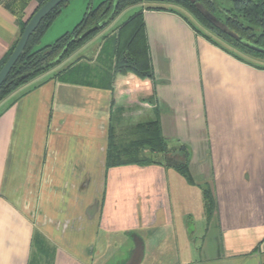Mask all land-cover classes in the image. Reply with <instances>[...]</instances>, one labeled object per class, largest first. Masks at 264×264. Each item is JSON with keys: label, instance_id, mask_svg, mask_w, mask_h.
<instances>
[{"label": "crops", "instance_id": "crops-1", "mask_svg": "<svg viewBox=\"0 0 264 264\" xmlns=\"http://www.w3.org/2000/svg\"><path fill=\"white\" fill-rule=\"evenodd\" d=\"M69 4L43 39L79 22ZM37 6L0 0V63ZM155 6L152 102L131 73L113 89L104 47L133 13L0 100V264H264V64ZM156 118L167 151L127 162Z\"/></svg>", "mask_w": 264, "mask_h": 264}, {"label": "trees", "instance_id": "trees-1", "mask_svg": "<svg viewBox=\"0 0 264 264\" xmlns=\"http://www.w3.org/2000/svg\"><path fill=\"white\" fill-rule=\"evenodd\" d=\"M37 1L38 8L46 0ZM140 1L142 2V0H116L115 9L108 20L105 19L108 17L111 9L113 8L114 0H102L96 5L89 4L87 5L79 22L70 31L61 34L49 44L39 46L45 31L60 14L61 8L66 6L69 2V0L62 1L42 19L35 31L29 37L23 54L18 58L17 62L0 86V100L29 80L58 64L70 53L82 46L86 41L90 40L122 9H124L126 5L139 3ZM143 1H154L157 2V4L162 5L155 6L154 8H163V5L179 6L188 11L192 15L193 19L208 32L205 33L207 37H217L221 42L231 47L232 52H239L238 54L240 55L251 56L254 59H264V53L256 51L241 42V40H246L252 44L264 47V0H231L233 5L229 8L223 7L219 2L220 0ZM195 2L201 3L206 10L212 13L225 26L235 32L240 39H235L233 36L224 32L211 20L205 17L196 7ZM26 23L27 20L20 23V32L23 31ZM116 36L117 44H115L113 49L115 55L113 67V86H115H112L113 89L116 85H118V83H120L124 76L131 73L136 76L139 82L142 81L149 84L150 92L146 99L152 102L155 97V87L153 68L149 58L147 40L145 36L143 9H138L125 22H123L117 28ZM15 44L5 59L0 63V67L12 52ZM72 76H70L71 79ZM139 127L142 129V135L135 141L134 152L141 150V146L144 148L150 147V150L155 149L158 153L162 154L167 151V145L163 141L159 132L157 118L149 120ZM151 133H154V136L152 137H155L152 138L153 142H151ZM151 144H153V146ZM135 147H137L136 151ZM112 149L113 147L108 152L107 164L116 165L126 163L124 160L117 159L113 153L114 150L112 151ZM151 161V157H144L142 159L135 158L127 162L144 164ZM176 168L179 173L184 175L188 180H191L188 167L185 163H179Z\"/></svg>", "mask_w": 264, "mask_h": 264}, {"label": "rangeland", "instance_id": "rangeland-1", "mask_svg": "<svg viewBox=\"0 0 264 264\" xmlns=\"http://www.w3.org/2000/svg\"><path fill=\"white\" fill-rule=\"evenodd\" d=\"M100 1L102 0H70V4L68 6V9L66 10V13L65 16H63L61 18V22H65V19L66 18H71L75 15H79L80 14V11H83L82 10V7L85 8L87 5L91 4V5H96L97 3H99ZM217 1V0H216ZM220 4L223 6V7H231L233 5V2L231 0H220L219 1ZM153 4H157V2H154V1H143L142 2L140 1L139 3H134V4H128L124 7V9L117 15L114 17V19H112L105 27H103L98 33L97 35L92 39V40H95L99 37V35L101 33H106V32H109V31H112V29L114 30V27L120 23H122L124 20L127 19L128 16H130L132 13H134L136 10L138 9H143V7H147V6H151ZM179 10H180V14L197 30L201 31V32H205V33H208L206 30H204V28L199 25L192 17V15L184 10L183 8L179 7V6H176ZM83 13V12H81ZM241 17V16H240ZM66 20L67 21H69ZM74 26V24L72 25ZM70 26V28L72 27ZM258 32V31H256ZM260 32V31H259ZM115 35L112 34V32L109 33V35H111L108 39V42H113L116 40V34H117V31L114 32ZM108 35V36H109ZM50 37V38H49ZM56 34L54 33H51L50 35H48V37L46 39H41L40 43H39V46H43V45H46V41H48V43H51L53 42L55 39H56ZM216 38L217 40H219L217 37H214ZM105 48L109 49V50H113L115 44H104ZM224 46H227L228 48L231 49V47H229L227 44H223ZM80 47H78L76 50L73 51V53H71V55L69 57H66L64 59H62L58 64H64L66 62H70L74 59H76L78 56H80V54L82 53L80 50H79ZM111 50V51H112ZM233 50V49H232ZM236 50V49H235ZM239 53V52H238ZM243 58L247 59V60H254L255 62H258V63H263L264 64V59H259V58H252L251 56H247V55H241ZM58 64L54 65L53 67H51L49 70H52L53 68L59 66ZM48 70V71H49ZM154 136V133H151L150 137L151 139L152 138H155V137H152ZM153 142V139L152 141ZM153 146V144H151ZM150 145V146H151ZM156 147V146H155ZM137 147H135V151H136ZM137 151H140V150H137ZM143 152H147V156L148 157H151V158H154L155 156H157V151L154 149V150H150V147H145Z\"/></svg>", "mask_w": 264, "mask_h": 264}, {"label": "water", "instance_id": "water-1", "mask_svg": "<svg viewBox=\"0 0 264 264\" xmlns=\"http://www.w3.org/2000/svg\"><path fill=\"white\" fill-rule=\"evenodd\" d=\"M62 1L64 0H46L43 4H41L29 17L27 20V23L19 35V38L16 41V44L6 59V61L3 63V65L0 67V86L4 82L5 78L17 62L18 58L23 54L24 48L26 46V43L29 39V37L32 35V33L35 31L39 23L42 21V19L51 12L56 6H58ZM194 1V0H191ZM196 7L203 13L205 17H207L209 20H211L214 24H216L219 28H221L224 32L230 34L235 39L239 40V36L233 32L231 29H229L227 26H225L221 21H219L212 13H210L208 10H206L203 5L199 2H195ZM116 6V0H114L113 8L110 11V14L105 20H108L110 15L112 14L113 10ZM241 42L256 50L259 52L264 53V47L252 44L250 42H247L246 40H241Z\"/></svg>", "mask_w": 264, "mask_h": 264}]
</instances>
